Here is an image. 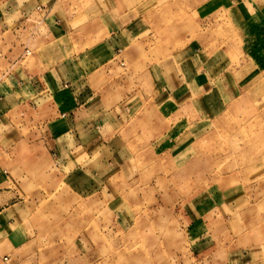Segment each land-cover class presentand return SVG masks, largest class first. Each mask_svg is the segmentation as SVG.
<instances>
[{
  "label": "crops",
  "instance_id": "obj_1",
  "mask_svg": "<svg viewBox=\"0 0 264 264\" xmlns=\"http://www.w3.org/2000/svg\"><path fill=\"white\" fill-rule=\"evenodd\" d=\"M218 2L202 21L215 27L208 46L192 42L154 66L145 63L148 89L158 99L142 109L124 101L136 89L117 69L152 38L146 18L131 17L122 0H0V264H14L34 236L31 206L40 203L42 187L59 182L82 197L88 175L72 182L73 173L88 171L92 158L121 155L111 146L125 131L152 139L155 120L167 124L187 108L200 111L201 93L214 115L260 98L264 0ZM221 38L224 46L216 47ZM139 109L145 112L133 114ZM174 131L172 139L183 140L187 130Z\"/></svg>",
  "mask_w": 264,
  "mask_h": 264
},
{
  "label": "rangeland",
  "instance_id": "obj_2",
  "mask_svg": "<svg viewBox=\"0 0 264 264\" xmlns=\"http://www.w3.org/2000/svg\"><path fill=\"white\" fill-rule=\"evenodd\" d=\"M122 1L152 29L136 59L117 69L136 89L124 101L143 109L158 99L148 89L145 63L154 66L192 42L208 46L215 27L202 21L219 2ZM200 96V111L187 108L167 124L155 120L152 139L125 131L110 144L121 155L106 153L105 164L92 158L88 171L73 173L72 182L88 175L82 197L59 182L42 187L40 203L31 206L34 236L14 264H264V93L222 115L204 108L210 99ZM184 129L183 140L172 139Z\"/></svg>",
  "mask_w": 264,
  "mask_h": 264
}]
</instances>
